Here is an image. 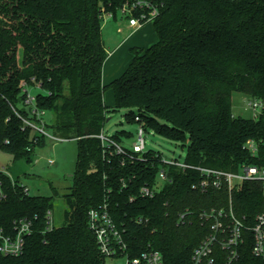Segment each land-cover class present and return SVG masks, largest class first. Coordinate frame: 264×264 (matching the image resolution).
I'll list each match as a JSON object with an SVG mask.
<instances>
[{
  "label": "trees",
  "instance_id": "1",
  "mask_svg": "<svg viewBox=\"0 0 264 264\" xmlns=\"http://www.w3.org/2000/svg\"><path fill=\"white\" fill-rule=\"evenodd\" d=\"M126 1L0 0V152L32 163L34 149L45 142L44 136L32 137L13 111L30 119L22 107L23 83L38 90L36 107L54 114V128L74 133L78 143L73 184L63 196L67 224L60 228L49 225L53 197L32 196L0 173V230L16 235L15 221L32 223L23 254L0 251V264H105L88 216L105 203L129 257L153 249L164 264L191 261L208 234L202 212L228 210L230 198L240 219L252 222L264 212L259 183H246L232 195L227 189L201 193L192 188L198 173L174 168L172 183L154 199L142 198L140 188L154 185L161 168L154 151L144 155L154 165H138L114 149L113 156L105 155L97 137L108 113L128 110L129 123L138 117L146 131L186 147L189 165L234 172L244 163L260 164L244 147L264 139V0H150L160 8L153 24L157 43L132 48L128 69L105 86L104 14L117 15ZM107 90L115 95L114 110L104 102ZM235 92L262 102L258 118L234 116ZM131 137L122 131L111 139L123 144ZM138 217L148 222L139 225ZM254 262L246 246L237 264Z\"/></svg>",
  "mask_w": 264,
  "mask_h": 264
},
{
  "label": "built area",
  "instance_id": "2",
  "mask_svg": "<svg viewBox=\"0 0 264 264\" xmlns=\"http://www.w3.org/2000/svg\"><path fill=\"white\" fill-rule=\"evenodd\" d=\"M159 14L160 8L150 0H127L118 10L117 15L105 13L104 20L125 19L131 29L139 30L149 24L153 25ZM22 86L25 96L22 107L27 108L31 116L30 119L21 117L20 113L13 108L14 113L23 120L25 127L31 129L32 137L35 135L50 137L44 120L45 114L39 111L35 104L36 94L33 93L35 89H31L26 83H23ZM249 106L254 112V118H258L263 110L262 102L252 99ZM140 121V118L137 117L136 122L140 125L138 139L131 149H126L122 144H116L110 136L105 135L102 131L97 137L102 142L105 155L113 156L112 149H114L115 153L127 157L132 163L154 165L153 160H150V163L149 159L144 157L150 150H146V129ZM244 148L251 158H259L261 162L260 164L244 163L234 172L189 165L186 163L187 156L183 162L168 160L162 153L154 151L161 166L156 183L142 186L139 195L142 198L154 199L166 184L173 182L170 176L173 168L182 172L190 170L198 173L200 179L193 183L192 188L201 193L227 189L232 195L233 192L241 190L244 184L252 182L259 183L264 193V139L249 140ZM51 163L53 164L52 161ZM0 173L6 174L1 171ZM26 191H28L27 188ZM0 197H3L1 180ZM50 215L51 213L48 217L49 225ZM88 216L90 230L94 233L99 251L104 258L126 257L128 264H164L162 255L153 249L142 254L140 258L129 257L126 252L127 244L123 232L115 223L108 203L91 210ZM186 217L187 214L180 215L181 224L185 223ZM200 217L207 223L208 234L194 250L188 264H217L220 259L224 260L226 264H237L240 262L242 249L246 246L250 247V252L255 258L253 264H264V212L256 215L252 222L248 218L240 219L233 209V200L230 198L228 210L212 209L202 212ZM135 222L142 225L148 220L138 217ZM14 225L16 235H5L4 231L0 230V251L5 256H21L26 236L31 234L32 223L30 220L23 218L15 221Z\"/></svg>",
  "mask_w": 264,
  "mask_h": 264
},
{
  "label": "rangeland",
  "instance_id": "3",
  "mask_svg": "<svg viewBox=\"0 0 264 264\" xmlns=\"http://www.w3.org/2000/svg\"><path fill=\"white\" fill-rule=\"evenodd\" d=\"M102 36L107 54L113 52L128 40L133 47L140 46L139 48L154 45L158 41L152 24L139 30H133L129 27L128 21L121 18H118V20L114 18L104 20ZM129 62H127V67ZM33 93H38V90L35 89ZM251 101L252 98L249 96L238 92L233 93L234 116L253 119L254 112L249 106ZM104 102L109 110H114L115 95L112 90L105 92ZM127 113L128 110L108 113L103 132L110 137L122 131L130 133L132 137L125 139L122 145L126 149H131L138 139L140 125L129 123L126 119ZM54 119L53 113L47 112L45 114L44 120L51 127L48 129V136L50 137H46L44 144L34 149L32 163H28L26 160L15 162L11 154L0 152V171L5 172L15 181L25 186L32 196L53 197L50 226L60 228L67 224L65 213L69 210V207L63 196L70 192L73 184L78 143L74 139V133L55 129ZM145 140L146 150L160 152L168 160L183 162L186 157L187 149L181 143L169 141L152 131H146ZM105 264H128V259L126 257L107 258Z\"/></svg>",
  "mask_w": 264,
  "mask_h": 264
},
{
  "label": "crops",
  "instance_id": "4",
  "mask_svg": "<svg viewBox=\"0 0 264 264\" xmlns=\"http://www.w3.org/2000/svg\"><path fill=\"white\" fill-rule=\"evenodd\" d=\"M150 46H143L141 48H149ZM132 48L135 47H133V45L130 44V41L128 40L125 43H122L113 52L108 54L103 68V85L106 86L110 84L112 81L120 78L125 73L133 59L130 53ZM127 62H129L128 67Z\"/></svg>",
  "mask_w": 264,
  "mask_h": 264
}]
</instances>
